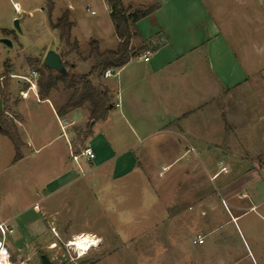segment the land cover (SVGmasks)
Segmentation results:
<instances>
[{"label": "rangeland", "instance_id": "obj_1", "mask_svg": "<svg viewBox=\"0 0 264 264\" xmlns=\"http://www.w3.org/2000/svg\"><path fill=\"white\" fill-rule=\"evenodd\" d=\"M14 1L26 3L18 14ZM67 1L85 37L95 33L96 24L105 30L110 22L105 0H57L56 10L55 0H0V38L12 44L0 42V109L6 123L17 128L19 100L21 132L34 137L27 147L19 136L23 156L14 160L11 140L0 134V220L12 225L13 233L5 241L14 260L41 264L45 254L54 264H252L254 259L264 264V212L249 209L251 203L264 202V69L245 76V82L239 80L225 102L210 91L216 96L211 104L226 106L228 123L215 117L220 125L211 126L215 132L207 140L146 134L114 109L125 133H130L129 143L137 147V169L121 178L92 177L89 168L95 166L86 163L85 156H78L77 164L72 159L85 147L88 114L82 121V112L70 114L77 123L71 126L73 147L68 148L63 135L68 131L60 129L58 115L38 107L33 91L26 99L19 95L28 86L21 77L32 79V69L43 70L48 50L63 51L48 13L51 3L50 20L55 22ZM252 1L264 17V0ZM231 39V49L246 70H258L256 64L264 67V41L237 44ZM79 42L85 50L87 45ZM110 80L116 82L114 77ZM35 91L38 94L37 84ZM69 93L59 82L50 97L62 101V94ZM193 144L195 150L186 151ZM123 160L126 157L112 161L118 165ZM221 166L227 171L219 172ZM229 191L246 194L237 200L244 214L236 220L231 217L235 211ZM198 232L204 234V242L194 245ZM83 233L98 241L96 245L81 252L67 245Z\"/></svg>", "mask_w": 264, "mask_h": 264}, {"label": "crops", "instance_id": "obj_2", "mask_svg": "<svg viewBox=\"0 0 264 264\" xmlns=\"http://www.w3.org/2000/svg\"><path fill=\"white\" fill-rule=\"evenodd\" d=\"M120 1L129 10L145 9L152 5H157V7L136 22L138 34L131 37V44L134 46L145 44L147 49L131 57L125 65L115 69L109 77H104L103 74L101 77L91 76L94 84L100 83L106 87L113 103L105 120L92 123L94 125H92L91 133L84 141L85 146H89L94 152L92 160L85 159L86 163L95 166L89 168L92 177L104 175L121 178L137 169L138 156L134 153L137 147L129 143L130 133H125L123 121L118 120L116 114L113 113L114 109H118L121 118L133 119L140 128L142 127L141 129L145 130L146 134L147 132L160 134L162 139L177 135V138L188 142L207 140L208 136L215 132L211 126L220 125L218 120L213 121L215 117L222 119L223 124L228 123L226 106L220 109L211 104L216 97L211 93L215 91L217 97H222L221 101L225 102L233 89L241 83L239 80L245 82V76L249 77L251 73H258V71L261 73L264 69L260 64H256L255 68L258 70H246L242 64L243 60L240 59L241 62L231 49V38H235L237 44L251 43L252 39L264 41V17L256 1ZM12 5L14 13L18 14L26 3L25 1L22 3L14 1ZM56 5L57 0H55V10ZM107 9L109 15L108 6ZM65 10H68L69 18L73 22L71 40L77 41L79 49V39L83 40L86 45L90 40L96 39L101 50L116 48L118 38L111 19L105 30L96 24L95 33L85 37L86 31L79 26L74 17V7L70 1H67V5L55 14L56 19ZM145 53L148 55V60L141 58ZM65 59L73 60L74 71L78 73H86L90 68V62L76 59L72 54L66 56ZM206 61L209 64L207 69ZM111 77H114L116 82H111ZM205 80L208 90H205ZM30 91L32 90L27 89L26 97H21L19 94L20 98H28ZM57 91L58 88L55 89V92ZM112 93L115 97H112ZM50 94L47 99L42 100L37 93H34L35 103L38 107H46L57 115V107L64 103L67 95L62 94L64 96L62 101L58 98L53 101ZM18 106L19 100L15 108L20 120L22 113ZM74 111L82 112L81 121L86 113L89 116L86 107L71 109L61 117L56 116L60 129L64 127L68 131L66 134L63 133L67 138L68 148L70 145L71 148L73 147L71 126L77 123L70 117ZM166 118L169 119V123L164 122ZM19 120L15 121L19 136L23 140V146L29 147L34 137L31 133L23 135L20 129L22 122ZM175 124L178 129L174 127ZM190 150H195L194 144L186 149V151ZM114 157L116 159L126 157V162L123 160L116 165L112 161ZM74 163L77 164V161ZM107 163L109 166L111 164V167H107ZM123 163L127 164L123 165ZM229 188L227 187V190ZM244 196L246 194L240 191L228 192V200H231L230 204L235 211L231 215L233 220L244 214L241 203L237 202ZM257 208L264 212V202L250 204V210ZM258 262V259H254L252 264H259Z\"/></svg>", "mask_w": 264, "mask_h": 264}, {"label": "trees", "instance_id": "obj_3", "mask_svg": "<svg viewBox=\"0 0 264 264\" xmlns=\"http://www.w3.org/2000/svg\"><path fill=\"white\" fill-rule=\"evenodd\" d=\"M51 2L52 0H48ZM109 8V17L112 21L115 34L118 38V44L114 49L101 50L99 42L92 39L88 42L85 50L79 49L76 40H71V28L73 22L69 18L68 10H65L56 19L55 22L50 20V10L48 13L49 26L58 35V41L63 48L60 52V57L66 65L72 64L65 59L66 56L72 54L76 59L83 62H90V68L86 73H78L71 70L67 74H59L53 70H48L44 67L38 72L37 85L38 96L40 99H47L52 89L58 88V83L62 82L66 90H70L63 104L57 107L56 113L59 117L71 109L86 107L89 112V123L84 133L86 138L91 133L92 123L98 120H105L108 112L113 106L110 100L107 89L102 84H94L91 81V76L101 77L103 72L112 68L113 70L125 65L131 57L145 51L147 46L139 44L134 46L131 44V37L138 34L136 22L154 11L157 5L149 6L145 9L129 10L120 0H106ZM133 53V54H132ZM6 91L4 90L3 93ZM0 134L7 136L15 149L14 160L22 157L20 147L22 142L17 133V128L13 123L7 124L4 119V110L0 109Z\"/></svg>", "mask_w": 264, "mask_h": 264}, {"label": "built area", "instance_id": "obj_4", "mask_svg": "<svg viewBox=\"0 0 264 264\" xmlns=\"http://www.w3.org/2000/svg\"><path fill=\"white\" fill-rule=\"evenodd\" d=\"M86 10H89V6H86ZM91 14H94L95 12L93 10H90ZM141 58H143L144 60H148V55L145 53L141 56ZM114 73V70L112 68H108L103 72V76L104 77H109ZM31 77L32 79L28 78L27 76H22L21 79H23L24 81H26L28 83V87L27 89H31L32 91H34V93H36L35 89H36V84H37V77H38V71L35 69H32L30 71ZM27 89L26 90H22L20 91V95L21 97H26L27 96ZM78 156H85L87 160H92L94 158V152L93 150L89 147V146H85L81 152L77 155V154H72V159L74 161H77V157ZM165 169V168H163ZM223 171L226 172L227 168L224 166H221L219 169V172ZM218 173H216L215 175H213V177H215ZM13 233V228L12 225L8 224L5 221L0 220V264H4V262L6 261L7 264H23L21 262H16L6 244L5 238L8 234H12ZM78 238V237H76ZM74 238V239H76ZM74 239H71L67 242V245L73 249H75L76 251L78 250L76 248L75 245H71L69 243L73 242ZM204 242V235L197 233L196 235L193 236L192 238V243L194 245H200Z\"/></svg>", "mask_w": 264, "mask_h": 264}, {"label": "water", "instance_id": "obj_5", "mask_svg": "<svg viewBox=\"0 0 264 264\" xmlns=\"http://www.w3.org/2000/svg\"><path fill=\"white\" fill-rule=\"evenodd\" d=\"M14 26L19 30L18 19L14 20ZM0 42L4 44L6 47L12 46L11 41L7 37L0 38ZM42 65L44 68L48 70H53L59 74H67L68 72L71 71V68H73V64L70 65L64 64L59 53H57L54 50H48L46 52ZM40 258H41V264H54L45 254H42Z\"/></svg>", "mask_w": 264, "mask_h": 264}, {"label": "bare ground", "instance_id": "obj_6", "mask_svg": "<svg viewBox=\"0 0 264 264\" xmlns=\"http://www.w3.org/2000/svg\"><path fill=\"white\" fill-rule=\"evenodd\" d=\"M97 242L98 241L91 238L90 235L83 233L82 235L78 236V238L74 239V241L69 244L75 245L78 251L81 252L82 250L86 251L92 246H95Z\"/></svg>", "mask_w": 264, "mask_h": 264}, {"label": "clouds", "instance_id": "obj_7", "mask_svg": "<svg viewBox=\"0 0 264 264\" xmlns=\"http://www.w3.org/2000/svg\"><path fill=\"white\" fill-rule=\"evenodd\" d=\"M4 264H7V262L5 261Z\"/></svg>", "mask_w": 264, "mask_h": 264}]
</instances>
